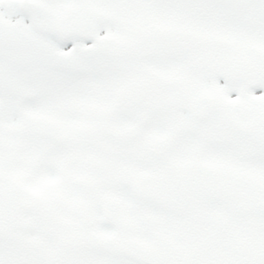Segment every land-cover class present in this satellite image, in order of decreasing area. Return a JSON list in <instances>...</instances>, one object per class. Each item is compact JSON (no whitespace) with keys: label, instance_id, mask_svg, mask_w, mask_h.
<instances>
[{"label":"snow or ice","instance_id":"snow-or-ice-1","mask_svg":"<svg viewBox=\"0 0 264 264\" xmlns=\"http://www.w3.org/2000/svg\"><path fill=\"white\" fill-rule=\"evenodd\" d=\"M0 264H264V0H0Z\"/></svg>","mask_w":264,"mask_h":264}]
</instances>
